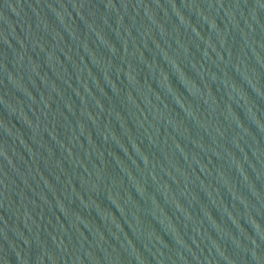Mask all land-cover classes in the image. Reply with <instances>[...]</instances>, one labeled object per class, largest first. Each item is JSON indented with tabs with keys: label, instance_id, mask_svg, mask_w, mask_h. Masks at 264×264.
Masks as SVG:
<instances>
[{
	"label": "water",
	"instance_id": "1",
	"mask_svg": "<svg viewBox=\"0 0 264 264\" xmlns=\"http://www.w3.org/2000/svg\"><path fill=\"white\" fill-rule=\"evenodd\" d=\"M0 264H264V0H0Z\"/></svg>",
	"mask_w": 264,
	"mask_h": 264
}]
</instances>
